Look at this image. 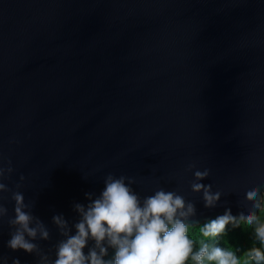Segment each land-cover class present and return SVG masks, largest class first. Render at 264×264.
Returning <instances> with one entry per match:
<instances>
[{
	"label": "water",
	"instance_id": "95a60500",
	"mask_svg": "<svg viewBox=\"0 0 264 264\" xmlns=\"http://www.w3.org/2000/svg\"><path fill=\"white\" fill-rule=\"evenodd\" d=\"M9 167L7 264H53L77 233L75 205L97 198L109 174L130 178L141 201L161 188L181 195L192 225L226 209L258 215L246 193L256 185L264 197V0H0V168ZM194 183L220 194L214 206ZM14 192L37 228L25 234L32 253L7 246ZM101 247L114 258L107 238ZM90 250L100 254L91 235Z\"/></svg>",
	"mask_w": 264,
	"mask_h": 264
},
{
	"label": "clouds",
	"instance_id": "9594fccd",
	"mask_svg": "<svg viewBox=\"0 0 264 264\" xmlns=\"http://www.w3.org/2000/svg\"><path fill=\"white\" fill-rule=\"evenodd\" d=\"M12 169L0 168V177ZM209 174L206 169L203 172L196 171L195 177L200 180ZM23 179V177H21ZM129 180V184L125 180ZM131 179L125 176L115 178L109 174L105 179V187L95 199L85 206L76 204L75 208L81 213L82 219L75 225L77 233L62 241L57 249V258L53 264H186L189 259L193 264H264V223H258L259 215L252 210L239 217L231 214L226 209L223 215L206 222L200 229L203 237H216L225 233L226 227L240 226V221L247 225L257 224L255 236L261 247H252L241 256L236 252L224 249L218 245L200 241V247L195 250L196 241L189 237L188 230L190 217L195 215V208L188 203L185 210L184 198L174 191L157 190L153 195L141 198L130 187ZM194 191L204 189L205 207L214 206L220 194H211L209 186L200 183L192 185ZM0 190H7L4 183H0ZM91 196V193H85ZM12 198L15 201V217L9 220L14 231L7 242L12 250L23 249L32 253L37 245L26 239L35 238L37 228L30 227L33 219L29 207L24 202V196L20 192H14ZM246 199L252 201V207L259 209V214L264 212V197L261 196L256 185H252L246 193ZM7 214V209L0 205V217ZM58 224H63L60 217H53ZM91 235L96 246L100 247V254L90 250L86 257L83 248ZM47 238V231L42 232ZM107 238L108 245L115 250L114 258L104 260L107 248L101 247V242ZM7 264L6 258H0ZM13 264H20L15 259Z\"/></svg>",
	"mask_w": 264,
	"mask_h": 264
},
{
	"label": "trees",
	"instance_id": "16d2710c",
	"mask_svg": "<svg viewBox=\"0 0 264 264\" xmlns=\"http://www.w3.org/2000/svg\"><path fill=\"white\" fill-rule=\"evenodd\" d=\"M259 215L258 223H264V212ZM214 217L213 219H215ZM212 220V219H210ZM209 220H205L199 224L189 225L188 235L190 238L196 241L195 250L200 247V241H205L209 244L218 245L224 249L232 250L236 252L237 256H241L246 250L252 247H261L259 240L255 236L256 223L253 225H247L246 222L240 221V226L233 227L232 224L227 225L225 233L216 237H203L200 229ZM264 250V249H262ZM186 264H193L191 259ZM215 264V262H213Z\"/></svg>",
	"mask_w": 264,
	"mask_h": 264
}]
</instances>
